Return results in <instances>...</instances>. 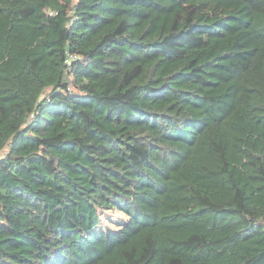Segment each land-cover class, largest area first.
<instances>
[{"label":"trees","instance_id":"16d2710c","mask_svg":"<svg viewBox=\"0 0 264 264\" xmlns=\"http://www.w3.org/2000/svg\"><path fill=\"white\" fill-rule=\"evenodd\" d=\"M2 152L0 264H264V0H0Z\"/></svg>","mask_w":264,"mask_h":264},{"label":"rangeland","instance_id":"374dc122","mask_svg":"<svg viewBox=\"0 0 264 264\" xmlns=\"http://www.w3.org/2000/svg\"><path fill=\"white\" fill-rule=\"evenodd\" d=\"M6 154V152L0 153V158L3 157ZM122 217L121 214L118 212H109L104 214L105 224L112 227L116 223L120 221V218Z\"/></svg>","mask_w":264,"mask_h":264},{"label":"built area","instance_id":"2783aa9c","mask_svg":"<svg viewBox=\"0 0 264 264\" xmlns=\"http://www.w3.org/2000/svg\"><path fill=\"white\" fill-rule=\"evenodd\" d=\"M51 14H53V12L51 11Z\"/></svg>","mask_w":264,"mask_h":264}]
</instances>
